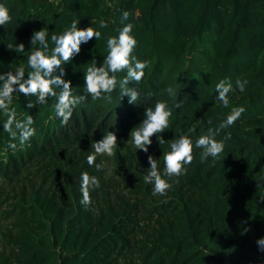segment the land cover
I'll list each match as a JSON object with an SVG mask.
<instances>
[{
    "label": "trees",
    "instance_id": "1",
    "mask_svg": "<svg viewBox=\"0 0 264 264\" xmlns=\"http://www.w3.org/2000/svg\"><path fill=\"white\" fill-rule=\"evenodd\" d=\"M12 17L0 26V73L24 66L39 44L31 45L34 30L48 32L49 51L53 33L60 34L72 21L78 27L92 26L101 39L81 45V52L65 65V80L74 95L84 94V73L93 60L100 66L107 55L106 40L118 35L122 11L130 12L137 40L133 55L149 61L136 88V105L121 98L119 83L111 98L87 101L77 106L68 124L55 116L54 97L48 103L26 109L27 100L14 93L12 107L17 118H34L36 135L29 145L8 148L3 131L6 117L0 113V199L7 185L26 181L37 167L40 184L13 197L0 215L10 224H0V264H259L264 253L256 240L264 237V0H0ZM107 28H99V22ZM24 43L16 53L8 44ZM119 81L126 72L117 73ZM27 78V77H25ZM247 80L245 91L236 80ZM230 79L229 107L216 99L215 85ZM175 90V98L166 89ZM59 92V89H56ZM151 94L150 96L148 94ZM157 100L172 108L165 143L153 136L149 153L160 169L169 141L189 135L195 145L209 127H217L232 107L246 111L215 137L224 139V151L215 159L200 162L201 149L194 147V160L186 175L168 178L167 196H153L152 185L143 176L147 154L129 142L131 129L143 119L144 110ZM182 101L181 108L174 104ZM208 120L212 124H208ZM195 128L194 132H189ZM106 131L118 137L119 167L127 171L130 195L109 192L86 154L92 141ZM79 163V164H78ZM97 163V162H96ZM97 176L100 188L91 190L92 204H80L81 173ZM51 186L48 187V182ZM259 181V186L257 182ZM29 183V182H28ZM52 185H57L52 188ZM7 199V198H6ZM167 201V202H165ZM0 201V206H1ZM1 221V218H0ZM248 227L250 230L244 232Z\"/></svg>",
    "mask_w": 264,
    "mask_h": 264
},
{
    "label": "clouds",
    "instance_id": "2",
    "mask_svg": "<svg viewBox=\"0 0 264 264\" xmlns=\"http://www.w3.org/2000/svg\"><path fill=\"white\" fill-rule=\"evenodd\" d=\"M130 12L122 11L121 24L118 29V35L109 36L106 40L107 55L104 57L100 66L93 60L84 73V94L74 95L72 92V82L65 80V65L72 62L76 55L81 52V45L87 44L93 39H101L102 33L92 26L86 28L78 27L79 21H72L70 26L60 34L53 33L51 41L54 47L49 51L48 32L42 27L34 30L30 37L31 45L39 44L27 57V66L31 71L25 74V67L20 66L15 71L0 73V113L6 119L3 122V131L8 133V148L16 150L18 145L23 148L29 145L32 137L36 135V129L33 127L35 121L32 115H26L23 119L17 118V111L13 105L14 93H20L24 97H35V101L27 100L26 109H32L37 104L48 103L49 97L55 98L53 105L55 116L60 120L61 125H67L73 115L74 109L85 103L89 97L92 100L101 98H111V93L116 90L119 83L121 98L127 97L128 102L136 105L140 98L139 91L134 87H129L130 83L139 84L145 76V69L149 65L147 60H139L133 52L137 46V40L132 35L134 25L124 23L128 21ZM9 9L0 4V26H5L11 22ZM106 21L99 22V28H107ZM7 48L14 52H25L24 43L8 44ZM126 72V75L119 81L117 73ZM27 77V78H25ZM236 88L240 92L245 91L247 80H236ZM56 89L60 91L57 92ZM230 79H222L215 85L217 93L216 99L224 107H229V93L234 92ZM166 92L170 97L175 98V90L169 86ZM151 95L150 93L148 94ZM175 108L182 107V101L174 104ZM246 111L243 106L232 107L229 114L215 128L209 127L206 134L198 136L195 145L189 135L181 134L169 141V150L162 154L163 169L161 170L157 159L149 153V147L152 145V137L156 136L159 146L165 143L163 133L170 128V118L173 115L172 108L168 106L167 101L157 100L153 106L144 110L143 119L134 126L129 133V142L137 150H142L147 154L149 167L143 180L146 184L152 185L153 196H167L172 184L168 178H178L186 175L188 168L194 160V147L201 149L200 162L204 163L209 157L217 158L225 148V141L231 139V133H227L222 140L215 137L221 130L229 128L239 120ZM211 125L212 121L208 120ZM195 128H190L189 132H194ZM118 147V137L115 131H106L102 139L92 141V151L87 155L86 161L89 167H95L97 171L104 168L103 162L96 163L97 156L112 157L116 155ZM80 191L82 199L80 204L88 208L92 204L91 190L100 188V180L97 176L89 175L88 172L81 173ZM264 180V177H260ZM257 186H259V181ZM167 202V201H165ZM250 229L245 227L246 233ZM258 251L264 253V237L256 240ZM259 264H264V260Z\"/></svg>",
    "mask_w": 264,
    "mask_h": 264
},
{
    "label": "rangeland",
    "instance_id": "3",
    "mask_svg": "<svg viewBox=\"0 0 264 264\" xmlns=\"http://www.w3.org/2000/svg\"><path fill=\"white\" fill-rule=\"evenodd\" d=\"M91 151L92 149L90 148V150L86 154V157ZM96 162L97 163L103 162L104 164V168L97 172L99 173V175L102 176V179L104 180L106 186L108 187L109 192L121 193L127 196L130 195L129 188L126 187V183H125L127 171H124V169L120 168L118 163H116L115 160L113 159V157H108L106 155L97 156ZM36 171H37V167L30 168L25 175L26 181L22 180L19 184L10 183L5 187L2 193V197L0 199V201L2 202L0 206V213L2 211L7 210L10 203L12 204L17 201V199H13V200L11 199L17 196L20 193V191L23 190V188L25 190H28L27 188L28 184L30 183H35L36 185L40 184V177L38 174H36ZM47 186L48 187L51 186L50 181L48 182ZM54 186L55 185H52V188H54ZM0 218H1L0 224L3 228L8 226L11 222V220H6L1 215ZM3 244L4 242H2V240L0 239V249L3 246Z\"/></svg>",
    "mask_w": 264,
    "mask_h": 264
}]
</instances>
